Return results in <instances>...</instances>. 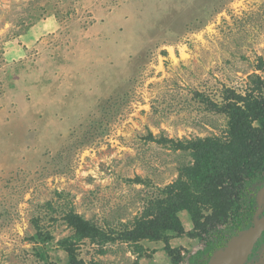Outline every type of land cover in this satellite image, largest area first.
<instances>
[{"label": "rangeland", "instance_id": "374dc122", "mask_svg": "<svg viewBox=\"0 0 264 264\" xmlns=\"http://www.w3.org/2000/svg\"><path fill=\"white\" fill-rule=\"evenodd\" d=\"M256 76L264 0H0V264H72L64 240L80 264H208L188 234H120L194 162L149 134L225 138L207 103ZM71 209L115 240L76 241Z\"/></svg>", "mask_w": 264, "mask_h": 264}, {"label": "trees", "instance_id": "16d2710c", "mask_svg": "<svg viewBox=\"0 0 264 264\" xmlns=\"http://www.w3.org/2000/svg\"><path fill=\"white\" fill-rule=\"evenodd\" d=\"M252 82L254 87L245 95L227 90L222 104L207 103L209 110L226 115L225 138L175 140L149 134V141L189 153L194 162L180 168L178 179L161 190L144 214L136 218L132 229L120 234L122 241L137 243L149 239L168 243L170 234H188L205 241L211 256L225 247L229 237L253 228L255 223L248 228L252 218L248 210L250 203L255 202L251 191L256 192L259 183L264 182V82L259 76ZM181 212L191 217L190 232L183 227ZM64 219L75 231L76 241L89 239L104 245L115 240L73 209ZM221 227L229 228L230 234L221 232ZM63 244L72 264H80L75 256V242L64 240ZM166 247L174 264L180 263V250Z\"/></svg>", "mask_w": 264, "mask_h": 264}, {"label": "water", "instance_id": "95a60500", "mask_svg": "<svg viewBox=\"0 0 264 264\" xmlns=\"http://www.w3.org/2000/svg\"><path fill=\"white\" fill-rule=\"evenodd\" d=\"M263 229L264 220L256 221L253 228L234 238L231 244L216 253L208 264H245Z\"/></svg>", "mask_w": 264, "mask_h": 264}, {"label": "flooded vegetation", "instance_id": "af4514ba", "mask_svg": "<svg viewBox=\"0 0 264 264\" xmlns=\"http://www.w3.org/2000/svg\"><path fill=\"white\" fill-rule=\"evenodd\" d=\"M252 195L255 196V202L253 203L251 198L252 204L250 203L248 211L252 212V218L249 219L250 226L248 228L253 226L255 221L264 220V182L260 184L256 192H252ZM245 264H264V229L254 243Z\"/></svg>", "mask_w": 264, "mask_h": 264}]
</instances>
